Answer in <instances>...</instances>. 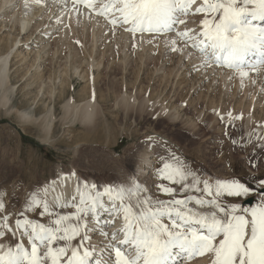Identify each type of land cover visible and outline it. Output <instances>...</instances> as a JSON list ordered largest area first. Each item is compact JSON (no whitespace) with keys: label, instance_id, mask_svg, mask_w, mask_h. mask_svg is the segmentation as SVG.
Listing matches in <instances>:
<instances>
[{"label":"rangeland","instance_id":"obj_1","mask_svg":"<svg viewBox=\"0 0 264 264\" xmlns=\"http://www.w3.org/2000/svg\"><path fill=\"white\" fill-rule=\"evenodd\" d=\"M0 2H3V0H0ZM7 5L9 7L6 6L5 8L0 9V37L2 36L3 38H6L5 40L0 38V54L8 51L7 48L11 45L8 39H15V36L18 33L16 17L22 12V10H19L21 9L20 0L8 2ZM49 5L50 3L46 5L43 12H41L36 17L37 19H35L37 23L44 22L46 24L33 33L32 31L35 30L33 24L35 26L36 22H31L30 25L28 24V31L30 30V33H21L18 40H22L23 37L24 39H28V37L30 38L27 42L23 40L25 45L21 47V50H23V53L29 55L27 61L28 63H31L37 50L36 45L39 44V40L36 39L39 34L41 37L48 36L42 41L45 46L48 45V49L53 47V49L55 48L57 50L59 49L60 41L58 39L61 38H59V36L57 37V32L59 33L62 30L69 29V32L73 35V42L70 45V48L73 49L70 50V48H68V42H64V40H66L64 38L62 39L63 44H61V46L65 45L62 47L66 48L64 50L66 51V54H63V59L60 56V58L54 57V60H50L52 59V54L51 51H48L49 53H47L49 55L47 54L43 60L38 62L42 65V71L44 72L42 73L45 77H47L52 71L56 76L61 75L62 79L63 77H66H62V75H64L63 73H65L68 75L66 78L69 82L62 89V87H60V80L57 79L59 78L58 76L56 78V82L58 83L55 86V88H57L55 89V95L53 98L48 97L46 94H43V90L40 92L39 88L41 83H39L40 80H38V75L33 73V77V75L29 76L31 75L30 72L28 75L26 74L25 70L27 69V62L21 61V63L26 64H22L19 68L21 70L17 72L16 69L21 63L20 61L16 63L17 59L15 61L16 67L11 70L10 73V81H12L10 84L11 87H14H12L14 92L10 96L11 103H9L7 107L0 105V194L4 192L7 193L6 203L8 211L18 213L25 202V193L29 192V190L34 189L37 186H43L46 182L58 180L62 175L61 173H67L69 176H73L70 175L72 172H75V175H77V181L86 180L89 183V181L94 180L95 183L101 186L107 183L131 185L133 181H138L141 185H146L147 188L151 189L154 197L158 196V198L163 199V195L159 194L154 186V182H161L157 170L155 171L154 169V173L149 175H143L141 173L142 169H145L146 167V165L144 166L143 161L145 155L148 153L155 156V162H157L155 165L157 169L162 168L164 164L172 165L173 168L178 164H182L188 168L194 169L204 177L210 176L212 180H215L216 178H227L232 175L233 170L236 174L244 173L246 171L245 160L250 154L254 153L259 159V170L264 172V151L257 147V145L261 143L260 137H264V130L260 123L264 115V86H262L264 85V82L260 81V87L257 91V103L254 105L255 110L253 109L254 106L248 108V104H251L249 97H251L253 93L251 92V88L255 91L257 84L255 81L250 87H247L248 89H246L245 94L239 89V87H236L237 89L232 88L236 86H231L234 82L230 83L229 89H232L231 92H229L230 90H227L229 93L227 94L225 93V89L222 90L218 86L220 80L217 79L219 78L216 79V81L219 82L216 85V91L212 90L211 86H214L215 82L210 75L207 80L201 82L203 86L198 89L199 91L197 90L195 93L191 91H189L190 93L186 92L187 94H184L182 97H180L181 95L172 96L174 94L172 91L174 88L171 84L166 89L163 88V85L159 82L155 84L156 76L158 75L157 77H159V74H163V71L160 70L163 61L166 63L164 68L167 69H163L166 72H168L173 65L171 61L169 62V58L172 56V53L175 52L170 51L171 53H169L171 44L167 43L170 47L167 49V52L170 55L168 56L169 58L164 55L165 52L158 56H156V54H150L151 60L146 59L149 57L146 55L147 57L145 56L142 62L144 63L146 60L150 65L147 66V70H144L145 72H140L138 80L135 78L136 69H139L142 63H138L139 61H137L139 59V55H137L139 51L133 50V53L129 51L131 53L128 54L130 55V59L126 62L132 64H129L127 71L125 70L126 66L123 65L125 64L122 59L124 57L122 53L119 54V51H116L118 56H116V53H113L109 60H105L104 57L105 62L103 63L105 64L99 69L100 71H98V69L93 71L96 78L95 81H97L93 86V84H90L91 80H89V74L91 71H89L88 61H86L87 65H85L86 63L84 62L83 64V60H79L81 58L80 55H85L84 50H87L88 46L90 47L89 42L93 39V32H91L93 18H91L92 23L89 22V24L85 25L86 27L83 26L82 23L75 24L72 21L73 17L70 18L71 20L68 19V10L64 17L60 19V22H56V17H50L48 20V17H46V9ZM69 5V7H71V4ZM9 11L11 12V18H8L6 14ZM199 15L197 17H195L196 15H191V17L190 15L187 16L186 23L178 26L187 28L193 21V23L200 22L204 19V16H202V14ZM194 18L196 19L194 20ZM209 18L211 19V17ZM53 19L55 20L54 22L57 23V26L46 28V26L54 23ZM183 19H185V17ZM96 21H98L96 22V29L98 26L99 28L97 30L95 29L98 33L94 31L95 34L97 33L95 39L98 40L97 42L94 41V43H98L94 44V46L97 45L95 46L97 51L94 55L98 56L94 57L93 55V58L96 61H99V51H104V53L107 52V55H104L108 56L110 48H116L120 44L119 39L122 37V31L120 32L118 29L122 27L116 26L113 28V26L103 17H98ZM178 30L180 31L179 28ZM173 33L175 34V32ZM129 34L131 35L132 33L129 32ZM174 34H172L171 37H175ZM56 40L58 43H55ZM77 41H79V43H77ZM189 42L190 41H188V43ZM100 44H104L105 46ZM18 46H20V44ZM86 46L87 48H85ZM180 46L183 50L187 49V47L179 44V48ZM189 50L194 52V49L189 47L183 54L185 58H187L186 56L190 52ZM15 52L16 51H14V53ZM70 52L72 54H75L76 52L80 53L79 57L73 58L74 60H71L69 63L72 67L76 66L79 72L83 70L80 73L81 75L86 74L87 76L84 75L85 78H81L77 75V73L73 71L74 69H72L71 65H69L70 67L65 65V57ZM175 56L177 57L178 55ZM88 60L90 61V58ZM36 63L35 65L37 66L38 63ZM75 64H78L79 66ZM64 66H66V68ZM185 66L186 65H184V67ZM156 67H158V70ZM184 67L180 68V73L184 70ZM34 68L32 69L33 72L35 71ZM66 70L67 72H65ZM153 71H155V73ZM189 71L188 77H195V74H197V70L194 68ZM150 76L153 78L152 80H150ZM232 79L234 80V78ZM35 80L36 82L39 81L38 84ZM208 86H210V92H208ZM204 88H206V90ZM240 88L243 89L245 86H241ZM93 90L96 95L95 109L97 112L95 113L96 116L93 124L90 125L93 127H87L86 125L79 123L81 120L77 119L78 115H75L74 112L66 114L65 106L66 103L73 98L75 101V105L73 106L76 109L78 105L80 106V104L82 105L93 98V96L91 97ZM220 90H222V93H220ZM213 91H215L214 94ZM126 94L138 96L139 101H142L147 96L149 98L148 101L150 100L149 104L155 100H160V102H162L166 99L165 102H167L168 99V103H170L169 100H171L173 105L176 102L180 103L183 97L186 101H189V99L194 102H196V100L200 101V99L201 101L199 102L200 104L198 103L196 105L197 108H194V105L181 111L180 121L172 122L167 115H161L159 111H157L159 110L157 107L152 111L149 109L147 110L148 107H145V109L140 111L141 109L137 110V107L135 106L134 109L130 108V111L123 109L121 107V104L123 103L121 99H123V96ZM59 95H63L61 99L59 98ZM215 97L217 98L216 101H222L220 102L221 106H218L222 107L220 108L222 109V118L214 113V109L210 110L208 108L207 110L206 106H204L206 104L204 103L205 99L207 101L212 98L215 100ZM159 104L160 103H158L157 106H159ZM174 105L178 104L176 103ZM131 106H133V104H131ZM251 108L252 110H250ZM248 111L251 112V114H247L249 113ZM23 112L35 117V119L31 120V118V122H29V119L26 120V118L22 117L21 113ZM48 112H52L49 117L46 116L49 114ZM201 113L202 117L199 115ZM71 114L73 116H71ZM250 115L257 117L255 119V121H258H256L257 124L254 121L248 122V116ZM237 117L242 118L237 119ZM259 117L260 119H258ZM44 118L46 119V123ZM190 119L197 123L195 126L196 128L194 126L189 128L190 126L187 121ZM48 122L50 123L47 124ZM44 124H46V126H44ZM48 125H50V128L47 132ZM150 135H154L155 139L149 141L148 137ZM233 140L236 141L235 144L232 143ZM229 161L232 164V168L227 167ZM134 162L135 167L133 169L131 166ZM247 170L250 171L251 169ZM166 182L168 181H163L165 184ZM228 199L231 200V198ZM132 202L134 203L135 200L133 199ZM200 210L208 211L209 209ZM73 211H75L74 208H67L61 212L70 213ZM28 216L31 217L32 214L28 213ZM16 219L17 216L14 214L9 220V223L14 226ZM83 231V228H81L82 234ZM77 239L79 242V237H77ZM19 241V232H17L14 238L11 235H4L3 237H0V244L3 245L1 250L7 251L10 245L13 247V250H15V244ZM25 244H27L26 240ZM199 257L198 255L195 256L193 262L202 258V256ZM207 258L208 260L206 264H211L213 258L212 254L208 253ZM180 264H188V262H185V257Z\"/></svg>","mask_w":264,"mask_h":264},{"label":"snow or ice","instance_id":"obj_2","mask_svg":"<svg viewBox=\"0 0 264 264\" xmlns=\"http://www.w3.org/2000/svg\"><path fill=\"white\" fill-rule=\"evenodd\" d=\"M64 4L67 7L68 0ZM193 5L197 0H71L76 12L83 6L113 28L127 26L125 31L134 36L175 32L170 51H183L178 47L183 40L184 47L200 53L204 67L255 68L247 59L252 54H258L259 63L264 64V0H202ZM198 14L204 16L198 34L178 30L187 16ZM60 19L57 16L56 22ZM154 139V135L148 137ZM260 140L257 147L264 151V137ZM245 164L244 173L233 170L227 178L214 181L185 165L164 164L157 169L161 182L154 186L169 199L154 197L138 181L101 186L86 180H78L74 194L64 198L57 194V182L49 181L26 192L20 211L13 213L8 211L4 192L0 194V237L14 238L19 232L20 241L15 250L10 245L0 251V264H180L184 256L208 253L213 257L211 264H264V172L254 153ZM227 167L232 168L230 161ZM248 198L255 200L251 207L242 204ZM69 207L75 211H59ZM14 214L13 226L9 220ZM121 215L122 227L106 231ZM92 233L103 237L99 247L85 245ZM77 237L79 242L70 246Z\"/></svg>","mask_w":264,"mask_h":264},{"label":"bare ground","instance_id":"obj_3","mask_svg":"<svg viewBox=\"0 0 264 264\" xmlns=\"http://www.w3.org/2000/svg\"><path fill=\"white\" fill-rule=\"evenodd\" d=\"M11 1H14V0H3V2H0V9H3V8H5L6 6L7 7H9L7 4H8V2H11ZM20 3H21V5H20V8L21 9H19L20 11L22 10V12H21V14L20 15H18V17H16L15 19H16V23H17V30H18V33H17V35L15 36V39H12L11 40V38H9L8 39V41H9V43H11V45H9V47L7 48V52L6 53H2V54H0V105L1 106H6L7 107V105L9 104V103H11L10 101H11V94L14 92L13 90H12V87H11V84H10V82H12V81H10V73H11V70H13V69H15V67H16V63L18 62V61H20V63H21V61L23 62H27V69L25 70L26 71V74L28 75V73L30 72L31 73V75H29V76H32L33 75V73H35V75H38V80H40V82L39 83H41L40 84V92L43 90V94H46L48 97H51V98H53L54 97V95H55V89H57V88H55V86H56V84L58 83V82H56V80L57 79H59L60 80V87H62V89L64 88V86L69 82L68 80H67V78L66 77H68V75H66L65 73H63L64 75H62V77L63 76H66V77H63L62 79H61V75L59 76V78H57L58 76H56L55 75V73H53L52 71L48 74V76L47 77H45V75L43 74L44 72L42 71L43 69H42V65L41 64H39L38 62L39 61H41V60H43L44 59V57L51 51V54H52V59H50V60H54V57H57V58H60V56H61V58L63 57V54H66V51H64L66 48H63L62 46H61V44H63V41H62V39H66V40H64V42H68L67 44L69 45V47L68 48H70L71 46V43L73 42L72 41V34H71V32H69V29H65L64 31L62 30L61 32H57V37L59 36V38L60 39H58V40H60L59 41V49H53V47H51V48H47L48 47V45L47 46H45L44 45V43L42 42L44 39H46L48 36H44V37H41V35L38 37L37 36V40H39V44L38 45H40V46H38V45H36V53L34 54L35 55V57H34V59H33V61L31 62V63H28V61H27V59H28V57H29V55H27L26 53H23V50H21V47L22 46H24L25 44L23 43V40L24 41H26L27 42V40H29L30 38L28 37V39H24V37L22 38V40H18V38L21 36V33L22 34H26V33H30V30L28 31V24L30 25L31 24V22H34L35 21V19H37L36 17L41 13V12H43V10L45 9V7H46V5L48 4V3H50V5L47 7V9H46V11H47V15H46V17H48V20H49V18L50 17H57V16H59L60 18H63L64 17V15H65V13H66V11H68L69 10V15L67 16V17H69L68 19H70L71 17H73V19H72V21L75 23V24H80V23H82V25L83 26H85L86 24H89V22L90 23H92V20H91V18H93V23H92V31L91 32H93V39H91L90 41L91 42H89L90 43V47L88 46V48H87V46L85 47V48H87V50H84L85 52V55L83 54L82 56L80 55V59L79 60H83V64H84V62L86 63L85 65H87V62L86 61H88V63H89V71H91L90 72V74H89V80H91V82H90V84H93V86H94V84H96L95 82H97V81H95V75H94V73H93V71L95 70V69H98V71H100L99 69H101V67L103 66V64H105V63H103V62H105L104 61V57H105V60H109V59H111L110 58V56L111 55H113V53H116L117 55L116 56H118V51H119V54L120 53H122V55H123V57L124 58H122L123 59V62L125 63V64H123V63H121V64H123V65H125L126 67H125V70L127 71V67L129 66V64H132V63H130V62H126V61H129L128 59H130L129 57H130V55H128L130 52L129 51H131L132 53H133V50H135V51H139L138 52V54L137 55H139V59L137 60V61H139L138 63H140V62H142L143 60H144V58H145V56L146 55H148L149 57H147L146 59H150L151 57V55L150 54H156V56H158V55H162L163 54V52H165V54L164 55H166L167 57L168 56H170L169 55V53H171L170 52V49H169V53L167 52V49L168 48H170L169 47V45L168 44H171V40L172 39H174L175 37H171V35L172 34H174L173 32L172 33H170V32H168V33H165V34H155V33H148V32H144V33H140V32H137L136 34H135V36L133 35V34H129V32L128 31H125V27H127V26H125V27H122V28H119L118 30H120V32L122 31V39L120 38L119 40V45L117 46L116 44V48H110V50H109V53H108V56H105L104 54H106L107 55V52L106 53H104V51H99V56H100V60L99 61H96L94 58H93V55H94V53L96 54V51H97V49H96V47L95 46H97V45H95L94 46V44H98V43H96L98 40L97 39H95V36H96V34L98 33L96 30L99 28V26H98V28L96 29V26H97V23L96 22H98V21H96L97 19H98V17H100V16H96L94 13L93 14H89V9H87V8H84L83 6H81V8H80V11H79V13L78 12H76L75 10H73L71 7H69L70 5L69 4H71V0H68V6L67 7H65V4H64V0H41V2L40 3H36V0H20ZM199 3H202V0H197V5L199 4ZM10 4V3H9ZM197 5H193V8L194 7H196ZM7 14V16H8V18H11V12L9 11V12H7L6 13ZM90 15V16H89ZM199 15V14H198ZM198 15H196L195 17H197ZM201 15V14H200ZM199 15V16H200ZM92 16V17H91ZM193 16V15H192ZM203 16V15H202ZM45 17V18H46ZM190 17H191V15H190ZM182 19L184 18L183 16L181 17ZM201 18V17H200ZM200 18H198V19H200ZM196 18H194V20H195ZM12 20H13V18H12ZM56 20V19H55ZM54 19H53V22L55 21ZM71 20V19H70ZM69 20V21H70ZM203 20V19H202ZM47 21V20H46ZM45 21V22H46ZM61 21V20H60ZM88 21V22H87ZM197 21H200V20H197ZM11 22V21H10ZM36 22V21H35ZM191 22V21H190ZM194 22V21H193ZM193 22H191L190 23V25L187 27V29H192L193 30V32L194 33H196V34H198L200 31H201V25H200V22H198V23H193ZM46 23H42V22H39V23H37L36 22V25L34 26V24H33V27H35V30H33L32 32L34 33L35 31H37V30H39L40 29V27L41 26H44ZM52 26H57V23L56 22H54V23H52V25L50 24V25H48V26H46V28H49V27H52ZM73 26V25H72ZM75 26V25H74ZM105 26V25H104ZM86 27V26H85ZM42 28V27H41ZM45 28V29H46ZM69 28V27H68ZM177 28H179L180 29V31H184L186 28H182L181 26H177ZM96 29V30H95ZM122 29V30H121ZM44 30V29H43ZM47 30V29H46ZM111 30V29H110ZM117 30V31H118ZM94 31H96L97 33L95 34V32ZM105 32V31H104ZM32 33V34H33ZM100 33V32H99ZM42 34H44V33H42ZM120 34V33H119ZM29 35V34H28ZM46 35V34H45ZM110 35H111V33H110ZM121 35V34H120ZM175 35V34H174ZM30 36V35H29ZM50 36V35H49ZM10 37V36H9ZM14 37V36H13ZM12 37V38H13ZM31 37V36H30ZM92 37V36H91ZM2 40L4 39H6L5 37L3 38L2 36L0 37ZM97 38V37H96ZM99 38V37H98ZM171 38V39H170ZM115 39H117V38H115ZM185 39H187V38H185ZM87 40H89V39H87ZM87 40H86V43H87ZM109 40V39H108ZM94 41H96L95 43H94ZM101 41V40H100ZM99 41V42H100ZM151 41V42H150ZM190 42H189V44H191L193 41H191V40H189ZM55 42V41H54ZM55 43H58L57 42V40H56V42ZM168 43V44H167ZM20 44V46H18ZM118 44V43H117ZM179 44H181V45H183L184 46V43H183V41H178V47H179ZM100 45H104V44H100ZM135 45V46H134ZM3 46V45H2ZM105 46V45H104ZM171 46V45H170ZM98 47H100V46H98ZM180 48H182L181 46H180ZM184 48V47H183ZM188 48L189 47H187V49L186 50H188ZM60 49H61V51H60ZM71 49H73V48H70V50ZM69 50V51H70ZM101 50H102V48H101ZM186 50H183L182 52L180 51V50H178V51H173V52H175V53H172V56L169 58V62L171 61V63H173V65H172V67L170 68V70L168 71V72H166V71H164L163 69H167V68H164V65L166 64V63H164V61H163V65H162V67L160 68V70H162L163 71V74L161 75V74H159V77H157L156 76V79H155V81H156V83L155 84H157L158 82L161 84V85H163V88H167L170 84L172 85V87L174 88V90H172L173 91V95L172 96H175V95H178V96H180V97H182L184 94H187V93H190L189 91H191V92H193V93H195L199 88H201L203 85H202V83L201 82H204L205 80H207L208 79V77H210V75H211V77L213 78L212 80L215 82V84H214V86H211V84H210V86H211V88H212V90H215L216 91V85H217V83H219L218 81H216V79L217 78H219V79H217V80H220V83H219V87L222 89V90H226V92L225 93H227V94H229L228 92H227V90L229 91V92H231V89L232 88H236V87H239V89H241L243 92H244V94L246 93L245 91H246V89H248L247 87H250V85L251 84H253V82L255 81V82H257V84L256 83H254V84H256V87H255V91H253V89L251 88V92H253L252 93V95H251V97H249V100H250V103L251 104H248V108L249 107H253L256 103H257V91H258V89H259V87H260V81H262V82H264V66H256L255 68H251V69H230V68H227V67H221V66H217V65H215V64H213L211 67H204V65H203V58H202V56L200 55L199 56V52L197 51V50H193L194 52H192V51H190L189 53H191L192 52V55L191 56H189L188 54H187V58H185L184 57V53H185V51ZM10 51V52H9ZM14 51H16L15 53H14ZM49 51V52H48ZM117 51V52H116ZM121 51V52H120ZM48 52V53H47ZM75 53V52H74ZM45 54V55H44ZM79 52H76L75 54H72L71 52L68 54V55H66V57H65V60H64V63H65V65L66 66H69V65H71L69 62H71V60H74L73 58H76V57H79ZM98 54V53H97ZM131 54V53H130ZM49 55V54H48ZM175 55H178L177 57L175 56ZM95 56H98V55H94V57ZM175 56V57H174ZM155 57V56H154ZM163 57V56H162ZM165 57V56H164ZM19 58V59H18ZM90 58V61L88 60ZM99 58V57H98ZM183 58H185V59H183ZM16 59H17V61H16ZM63 59V58H62ZM160 59V58H159ZM164 59H166V58H164ZM151 60V59H150ZM155 60V59H154ZM157 60V59H156ZM167 60V59H166ZM15 61H16V63H15ZM77 61V60H76ZM117 61V60H116ZM119 61V60H118ZM131 61V60H130ZM174 61V62H173ZM38 64H37V63ZM78 62V61H77ZM108 62V61H107ZM106 62V63H107ZM151 62V61H150ZM154 62V61H153ZM35 63L37 64V66L35 65ZM152 63V62H151ZM22 64H26V63H21L18 67H17V72H19L21 69H19L20 68V66H22ZM110 64V63H109ZM133 64H135V63H133ZM155 64V63H154ZM62 65V64H61ZM60 65V66H61ZM75 65H78V64H75ZM107 65V64H106ZM118 65V64H117ZM120 65V64H119ZM148 65H150V63H148V62H146V60L144 61V63L142 62L141 63V65H140V67H139V69H136V75H135V78L138 80L139 79V74H140V72L141 71H144V70H147V66ZM184 65H186L185 67H184ZM36 66V67H35ZM66 66H64L65 68H66ZM79 66V65H78ZM122 66V65H121ZM139 66V65H138ZM142 66H143V68H142ZM166 66V65H165ZM194 66L196 67V68H198L199 70H197V74H195V77H188V73L190 72L189 70H191L192 68H194ZM35 67V68H34ZM70 67V66H69ZM71 67H72V65H71ZM117 67V66H116ZM131 67V66H130ZM183 68L184 67V70L183 71H181V73H180V68ZM35 69V71L33 72V70L32 69ZM58 68V67H57ZM87 68V67H86ZM114 68V67H113ZM129 68V67H128ZM132 68V67H131ZM68 69H70V68H68ZM72 69H74L73 71H75V73H77V75H79L81 78H85V76L84 75H86V74H84V75H81V73L80 72H82V71H80L79 72V70H78V68H76V66L75 67H72ZM84 69V68H83ZM88 69V68H87ZM110 69V68H109ZM143 69V70H142ZM156 69L158 70V67H156ZM130 70V69H129ZM157 70H155V71H157ZM50 71V70H49ZM60 71H62V70H60ZM125 71V72H126ZM155 71H153L154 73H155ZM241 71H244V72H247V75H245V76H243V77H241V75H240V72ZM15 72V71H14ZM43 72V73H42ZM65 72H67V70L65 71ZM79 72V73H78ZM145 72V71H144ZM151 72V71H150ZM41 73V74H40ZM61 73V72H60ZM85 73V72H84ZM83 74V73H82ZM135 74V73H134ZM193 74V73H192ZM26 75V76H27ZM151 75V74H150ZM87 76V75H86ZM152 76V75H151ZM150 76V80H152L153 78ZM33 77H34V75H33ZM33 77H31V78H33ZM57 78V79H56ZM232 78H234V80L232 79ZM36 79V78H35ZM87 79V78H86ZM31 80V79H30ZM113 80V79H112ZM149 80V81H150ZM34 81V80H33ZM48 81V82H47ZM232 81V82H231ZM35 82H36V80H35ZM38 82H36L37 84H38ZM235 84H234V83ZM261 82V83H262ZM201 83V84H200ZM211 83H213V82H211ZM230 83H233L231 86H233V85H236L235 87H230L231 89H229V85H230ZM137 84V83H136ZM59 85V84H58ZM128 85V84H127ZM38 86V85H37ZM92 86V85H91ZM160 86V85H159ZM197 86V87H196ZM210 86H208L209 87V91L208 92H210L211 91V89H210ZM241 86H245V88H240ZM255 86V85H254ZM262 86H264V85H262ZM58 87V86H57ZM219 87H218V90H219ZM228 87V88H227ZM14 88V87H13ZM227 88V89H226ZM94 89V88H93ZM203 89V88H202ZM205 90H206V88H204ZM237 89V88H236ZM144 90V89H143ZM217 90V91H218ZM222 90H220V93H222L221 91ZM234 90V89H233ZM199 91V90H198ZM215 91H213V94H214V92ZM261 91V90H260ZM91 92V91H90ZM187 92V93H186ZM249 92V91H248ZM248 92H247V94H248ZM39 93V92H38ZM137 93V92H136ZM172 93V92H171ZM239 93V92H238ZM250 93V92H249ZM42 94V95H43ZM208 94V93H207ZM212 94V93H211ZM216 94V93H215ZM219 94V93H218ZM232 94H233V92H232ZM240 94H242V93H240ZM150 95V94H149ZM223 95H225V94H223ZM62 96L63 95H59V98L61 99L62 98ZM93 96V98L92 99H90V100H88V101H86L84 104H80V106L78 107L77 105V107H76V109H75V107L73 106V105H75V101H74V99L73 98H71L67 103H66V106H65V111H66V114H70V113H72V112H74V114L75 115H78L77 117H75V118H77V119H80L81 120V122H79V123H81V124H84V125H86L87 127L89 126V127H93V126H90V125H92L93 124V122H94V120H95V113L97 112V110L95 109V99H96V95H95V91L93 90V94L91 95V97ZM233 96H234V94H233ZM237 96V95H236ZM89 97V96H88ZM150 97V96H149ZM221 97H223V96H221ZM220 97V98H221ZM87 98V97H86ZM139 97L138 96H134V95H128V94H126V95H124L123 96V99H121L122 101H123V103L121 104V107L123 108V109H125V110H129L130 108H133L134 109V106L135 107H137V110L138 109H141L140 111H142L143 109H145V107H148L147 108V110L149 109L150 111H152V110H154V108H159V110H157V111H159V113L161 114V115H167L169 118H170V120L172 121V122H177V121H180V112L181 111H183V110H185V109H188L190 106H194L195 105V107L194 108H197L196 107V105L201 101V99H200V101L198 100H196V102H194V101H190L191 99H189V101H186V100H184L185 98L183 97V99H181V101H180V103H178V102H176L178 105H174V104H176V103H174L173 105H172V103H171V100H169V102L170 103H168V99H167V102H165V100L164 101H162V102H160V100H158V101H154V102H152V103H150L149 104V101H148V97L146 96L142 101H139V99H138ZM173 98V97H172ZM191 98V97H190ZM247 98H248V96H247ZM43 99V98H42ZM57 99V98H56ZM140 99H142V98H140ZM177 99H180V98H177ZM187 99V98H186ZM216 97H215V100L212 98L211 100L209 99L208 101L205 99L204 100V103H206L204 106H206V108H207V110H208V108L211 110H215L214 111V113L218 116V117H221L222 118V109H220V108H222V107H218V106H221L220 105V102H222V101H216ZM236 99V98H235ZM85 100V99H84ZM87 100V99H86ZM119 100V99H118ZM176 100V99H175ZM220 100V99H219ZM222 100V99H221ZM238 100V99H237ZM248 100V101H249ZM121 101V102H122ZM153 101V100H152ZM186 101V102H185ZM225 101V100H224ZM247 101V100H246ZM175 102V101H174ZM244 102V101H243ZM261 102V101H260ZM97 103V102H96ZM158 103H160L159 104V106H157L158 105ZM196 103V104H195ZM129 104V105H128ZM131 104H133V106H131ZM200 104V103H199ZM260 104V103H259ZM258 104V105H259ZM235 105V104H234ZM240 105H241V103H240ZM239 105V106H240ZM63 106V107H64ZM98 106H99V104H98ZM238 106V105H237ZM263 106V105H262ZM119 107V106H118ZM193 108V107H192ZM255 108V106L253 107V109ZM234 109H236V108H234ZM249 110V109H248ZM250 110H252V108L250 109ZM255 110V109H254ZM18 111V110H17ZM130 111V110H129ZM221 112V113H219V112ZM236 111V110H235ZM244 111V110H243ZM171 112V113H170ZM249 112V111H248ZM254 112V111H253ZM263 112H264V109H263ZM20 113V112H19ZM49 114H47L46 116L47 117H49V116H51V114H52V112H48ZM148 113V112H147ZM22 114V117H24V118H26V120L27 119H31V120H34L35 119V117H33V116H30L29 114H27V113H21ZM65 114V115H66ZM221 114V115H220ZM247 114H251V112H249V113H247ZM200 115V117H202V113L201 114H199ZM228 115V114H227ZM226 115V116H227ZM21 116V115H20ZM46 116L44 115V117L46 118ZM71 116H73L72 114H71ZM236 116V115H235ZM244 116H247V115H244ZM44 118V121H45V123H46V119ZM243 118H245V117H243ZM257 117H254L253 115H250V116H248V122L249 121H254V122H256L255 121V119H256ZM262 118V117H261ZM48 119V118H47ZM238 119V118H237ZM258 119H260V117L258 118ZM31 120L29 121V122H31ZM50 120V119H49ZM244 120V119H243ZM73 121V120H72ZM214 121V120H213ZM263 123H262V122ZM261 121H260V123L262 124L261 126H262V129L264 130V115H263V118L261 119ZM29 122H26V123H29ZM242 122V121H241ZM258 122V121H257ZM257 122H256V124H257ZM25 123V122H24ZM44 123V122H43ZM50 122H48L47 124H49ZM78 123V122H77ZM187 123H189V128H191V126H196L197 125V123H195V121L194 120H189V121H187ZM51 124H53V123H51ZM260 125V124H259ZM258 125V126H259ZM43 126V125H42ZM44 126H46V124H44ZM50 125H48L47 127H48V129H47V132L49 131V127ZM251 126V125H250ZM253 126H255V125H253ZM252 126V127H253ZM260 126V127H261ZM199 127V126H198ZM260 127H258V128H260ZM53 128V127H52ZM196 128V127H195ZM249 128V127H248ZM46 129V128H45ZM191 130V129H190ZM45 132H46V130H45ZM263 134H264V132H263ZM152 158V155L151 154H146L145 155V158H144V166L146 165V167H145V169H142V171H141V173L143 174V175H145V174H149V173H151V164L154 162V160L153 159H151ZM62 175H61V177L58 179V180H56V182H57V194H63V197L64 198H69V197H71L73 194H74V192H75V189H76V186H77V178H76V176L77 175H74V176H67L66 178H65V174L64 173H61ZM91 183H95L94 182V180H91V181H89V184H91ZM69 208H71V207H69ZM65 209H67V208H64V209H60L59 211H62V210H65ZM107 219H111V217H106ZM45 223H47V221H45ZM122 224H123V220H122V215L120 216V217H117L116 219H115V222L111 225V226H109L107 229H106V231H108L109 233H111V232H114V231H117L118 229H120L121 227H122ZM91 236H92V239H91V241L90 242H85V244H87V243H91V244H93V245H97V247H99V245L101 244V242L103 241V237H101L100 235H97V234H95V233H92L91 234ZM59 243H64L63 241H61V242H59ZM78 243V239L76 238V239H74V240H72V241H70L69 242V244H70V246H72V247H74L76 244ZM1 245V244H0ZM41 250H43V249H41ZM0 251H2L1 249H0ZM81 251V254H82V251H83V249H81L80 250ZM69 255H70V252H69ZM197 256V255H196ZM206 256V257H205ZM185 257V262H188V264H206L207 263V260H208V258H207V254H205V255H203L202 256V258H200L201 257V255H200V257H199V255H198V257L200 258L199 260H197V261H194L193 262V259H194V257H192V258H188L187 256H184ZM183 257V258H184Z\"/></svg>","mask_w":264,"mask_h":264},{"label":"water","instance_id":"obj_4","mask_svg":"<svg viewBox=\"0 0 264 264\" xmlns=\"http://www.w3.org/2000/svg\"><path fill=\"white\" fill-rule=\"evenodd\" d=\"M254 200L252 198H248L245 202L244 205H253Z\"/></svg>","mask_w":264,"mask_h":264},{"label":"crops","instance_id":"obj_5","mask_svg":"<svg viewBox=\"0 0 264 264\" xmlns=\"http://www.w3.org/2000/svg\"><path fill=\"white\" fill-rule=\"evenodd\" d=\"M210 177V176H209ZM214 181V180H213ZM169 182H166V184H168ZM172 186H176V185H172ZM163 199H169V197H167V196H164L163 195ZM194 205V204H193ZM193 205H191V207L193 206Z\"/></svg>","mask_w":264,"mask_h":264}]
</instances>
